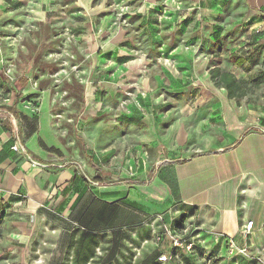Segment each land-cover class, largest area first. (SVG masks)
Here are the masks:
<instances>
[{
  "label": "rangeland",
  "instance_id": "374dc122",
  "mask_svg": "<svg viewBox=\"0 0 264 264\" xmlns=\"http://www.w3.org/2000/svg\"><path fill=\"white\" fill-rule=\"evenodd\" d=\"M116 1L92 0L88 8H76L73 0H49L35 8L18 0H0V47H8L10 52L7 57L12 63L10 76H29L34 92L24 97L23 107L32 115L35 125L46 115L50 133L47 136L65 151L64 157L75 156L84 162L86 157L76 132L87 129L93 137L95 132L99 133V143L112 151L99 154L95 160L110 172V182L119 181L124 177L120 174L125 163L124 150L127 148L134 154L132 147L139 141L138 133L154 134L155 146L161 147L165 140L173 139L176 131H181L187 135L184 141L187 148L211 150L224 146L235 125L261 122L264 20L260 13L242 9L241 3L234 0L223 11L219 9L215 21L196 26L192 19L205 16L193 11L184 0L182 3L187 7L183 13L166 6L167 0H157L144 14L151 17L146 23L136 0H126L132 3L127 24L111 27ZM165 7L167 11L163 12ZM189 12L193 16L184 24ZM148 23L155 27L154 35L161 42L156 47L153 42L157 38H153V28ZM164 26L174 29L171 33L179 29L180 39L175 41L178 36L174 37L170 29L160 33ZM174 42L177 43L173 45ZM256 44L263 46L258 52H251L255 61L250 73L263 75L259 83L235 65L231 57L240 48L250 51ZM161 51L178 68L174 67L176 64H166ZM4 65L0 76L7 82L0 88V97L4 92L15 93ZM214 67L233 72L241 81L243 93L230 98L223 87L214 85L210 79ZM136 100L141 102L140 106ZM28 131L29 124L24 120L21 133L25 137ZM18 136L22 138L21 134ZM127 177L135 178L134 174ZM51 228L46 223L39 237H31L26 244L15 247L4 243L3 234L0 255L4 258L0 264H34L33 250L37 246L44 252L42 264H67L65 258L62 262L55 258L58 246ZM41 240L46 241V246L38 245ZM69 242L63 251L66 255ZM163 245L170 246V241L165 238ZM248 257L250 263L238 259L236 264H264V252ZM231 260L220 264H235L236 259L233 257L232 263Z\"/></svg>",
  "mask_w": 264,
  "mask_h": 264
},
{
  "label": "crops",
  "instance_id": "0c3cea01",
  "mask_svg": "<svg viewBox=\"0 0 264 264\" xmlns=\"http://www.w3.org/2000/svg\"><path fill=\"white\" fill-rule=\"evenodd\" d=\"M19 1L39 8L49 0ZM227 1L234 0H184L205 17L218 13ZM239 1L244 4H241L242 9L248 8L264 17V0ZM73 2L76 8L92 5V0ZM156 2L135 1L142 19ZM9 54L8 47H0V72ZM23 77L26 80H21L20 85L14 84L15 93L4 92L0 97V199L4 201L19 197V194L26 199L19 207L23 217L6 221L1 226L4 243L13 247L26 244L31 237H39L42 226L47 223L55 230L57 260L64 259L63 251L69 240V255L75 256L76 263H84L95 246L101 255L102 250L105 251L101 257L94 252L93 257L99 259L97 264H106L113 262L121 251H126L133 241V231L139 238L150 235L147 218L159 215L169 224L183 215V227L179 232L186 241H193L194 248L182 254L197 257L199 264H209L214 258L218 261L213 264L229 258L232 263L233 257L235 264L238 259L249 262L248 255L264 246V122L250 124L256 126L252 129L247 128L249 125H235L224 146L211 150L187 148L184 146L187 135L181 131H176L173 139L165 140L161 147L155 146L154 134L138 133L139 141L132 147L134 154L127 148L124 150L125 163L120 173L124 177L110 182V172L95 160L99 154L103 156L112 151L111 147L104 148V144L99 143V133L95 132L93 137L87 129L76 132L80 145L78 136L83 139L84 162L75 156L64 157L65 151L50 136L48 138L45 114L35 125V131L23 136V121L33 122L23 101L27 94L34 92L29 76L24 74ZM6 82L0 76V88ZM9 106L19 115L28 116L22 118L19 129ZM14 143L23 145L25 152L13 150ZM178 158L186 160L172 162ZM129 164L133 165L132 173L128 172ZM132 174L134 179L127 177ZM247 220L253 221L252 229L242 234L240 225ZM231 246L243 248L245 252L229 253ZM147 247L154 246L149 243ZM162 248L168 249L169 245Z\"/></svg>",
  "mask_w": 264,
  "mask_h": 264
},
{
  "label": "trees",
  "instance_id": "16d2710c",
  "mask_svg": "<svg viewBox=\"0 0 264 264\" xmlns=\"http://www.w3.org/2000/svg\"><path fill=\"white\" fill-rule=\"evenodd\" d=\"M19 1V0H18ZM230 1H227L223 4V7L222 8V11L227 8V6H231L229 4ZM236 2L239 4H243L242 2H240L239 0H236ZM186 4V3H185ZM185 4L183 3V7H187L185 6ZM226 4V6L224 7V5ZM240 4V5H241ZM244 5V4H243ZM239 5H237L238 7ZM159 11L161 10V7L158 9ZM245 10H248L250 12H253L251 10H249L248 8H246ZM194 11V9H193ZM190 15L187 16L186 20L184 21V24L187 23L188 21H190V18L193 16L191 15L192 13L189 12ZM218 14H220V11L218 13H216L215 15H213L212 17H202V19H195L194 18L192 19V21H194V25L196 26H199L201 23H203L204 21H215V17L219 16ZM150 15H145V18L143 19L144 22L147 23V20H149V17ZM191 16V17H190ZM262 16V19L264 18L263 15ZM150 25H152L151 23H148ZM195 26V27H196ZM153 29H152V33H153V38H157L153 43H154V47L157 46V44L159 45L161 42L159 41V37H156L154 35V31L156 30L155 27L152 25L151 26ZM167 29H170V33L172 30V28H169V26H164L162 29H160V33L162 32V30H167ZM158 30V28H157ZM215 30V29H214ZM180 30L177 29V31H173L171 34L175 37V36H178L175 38V41H178L180 39ZM214 32V31H213ZM216 32V30H215ZM161 35V34H160ZM169 35V33L167 34V36ZM163 37L165 35H162ZM161 36V38H162ZM160 38V39H161ZM166 38V37H165ZM211 38H213V36H211ZM165 43V42H164ZM177 43V42H176ZM175 42L173 43V45L176 44ZM263 46V44H256L254 45L250 51L249 50H244L243 48H240L238 51L232 53L231 57H232V60H233V63L239 67H242V69L248 73H250L251 71V66L253 64V62L255 61V59L253 58V53H251L252 51L254 52H258L260 50V48ZM252 76H254V82L255 83H259L262 81V78H263V75H261V73H258L256 75L250 73ZM22 79H18L17 77L14 79L13 83L18 86L20 85V82L21 80L24 81L26 80V77H21ZM210 79L211 81L214 83V85L218 86V87H223L226 91V94L228 97L230 98H236L238 96H240L242 93H243V86L241 84V81L239 78L236 77V75L229 71V70H223V69H220L219 67H214L210 70ZM11 110H9L11 112V114L14 116L16 122H17V129H19L18 127L21 126V123H22V118L24 119H27V115L26 114H22L20 113V115L18 114V111L15 110L12 106L10 107H7ZM262 122H264V118L261 119ZM248 129H252V128H256L255 125H249V127H247ZM36 129V126H35V123L32 122L29 124V133L28 134H31L32 132H34ZM243 133H241L238 138L236 139V141L239 140V138L242 136ZM78 139L82 142L81 144V148L84 149V143H83V139L81 137L78 136ZM196 154L194 153L193 156H195ZM186 159L185 158H178V159H174L172 160V162H183L185 161ZM155 172V171H153ZM21 197H11L10 199H7V200H1L0 199V236L2 237L3 236V232L1 230V226L6 222V221H9L11 219H19V218H22L23 215L19 212H15L13 211L12 207H13V204L20 200ZM152 217L150 218H147L146 221L149 222V220L151 219ZM183 221H184V216H180L178 219L177 217L175 219L172 220L171 223H169L168 225L171 226L172 228H174L176 231L179 232V229L181 227H183ZM53 228V227H52ZM149 229V227H148ZM84 231H86L85 229H83V233ZM150 231V229H149ZM134 232V231H133ZM136 232V231H135ZM137 233V232H136ZM150 233V232H149ZM151 237V234L148 236V237H141L139 239H142V238H150ZM133 241H131L130 243H135V244H139V240H136L134 237H132ZM184 241L186 243H191V246L189 249H186L185 247L183 248H172L171 246H169L168 249H162L161 245L162 243L158 246V247H153L151 249H149L148 247H146L145 249L142 250V252L140 253V255L134 260L132 261V255H133V251L131 250V247L128 246V248L126 249V251H121L120 252V255L118 256H115L114 257V261L113 262H110V263H106V264H161L157 258L159 256V254L163 253V252H166V253H171V259H169L165 264H171V263H176V262H179V264H198L196 262V259L197 257H191V256H185L182 254L183 251H190L194 248V244H193V241H186L185 237H183ZM38 242V241H36ZM95 246L93 247V254L90 255L87 260L82 263V264H87V262H89V264H97L99 262V259H95L93 256H94V252H95ZM69 252V251H68ZM174 253H177V257L175 258L174 257ZM70 253H68L67 255H65V260H67V264H78L76 263L75 261V256L72 255H69ZM69 256H71V260L69 259ZM102 255H100L99 257H101ZM3 255H0V259H3ZM91 259V260H90ZM90 260V261H89ZM218 260L216 258L212 259L211 260V263L209 264H213L215 262H217ZM71 262V263H70ZM177 264V263H176Z\"/></svg>",
  "mask_w": 264,
  "mask_h": 264
},
{
  "label": "built area",
  "instance_id": "2783aa9c",
  "mask_svg": "<svg viewBox=\"0 0 264 264\" xmlns=\"http://www.w3.org/2000/svg\"><path fill=\"white\" fill-rule=\"evenodd\" d=\"M166 1V0H165ZM171 6L176 12H182L184 11V7H183V3L182 0H167L166 1V6ZM167 11V7L163 8V12ZM132 14V3H130V1H126V0H118L115 3H113V21L111 22V27H121L127 24V18H129V16ZM165 16V15H164ZM168 18V16H165ZM161 58L163 59L164 62H167L166 64H171V65H175L176 62H173V60L167 56H164V52L161 51ZM175 68H178V65L176 64V66H174ZM12 69V63L10 61L5 62L4 65V72L6 73L7 77L12 81H14L15 77H11L10 76V72ZM142 96V95H141ZM144 97V96H142ZM141 102L136 100V105L140 106ZM12 119V117H11ZM11 148L15 151H19L21 153L25 152V147L19 143H14ZM33 163L38 164V161L32 160ZM128 172L132 173L133 170V165L129 164L128 165ZM21 197L20 200L16 201L13 204V211L15 212H20L19 211V207L21 205L24 204L25 202V198L23 195H20ZM178 212V211H177ZM146 225L149 227L150 229V234L151 237L150 238H142L139 239L137 236V233L134 231L132 232V236L136 239L139 240V244H135V243H129V246L131 247V250L133 251V255H132V261H134L142 252L143 249H145L147 247V245L149 243H152L153 246L158 247L163 241L164 239H168L170 241V246L172 248L176 247V248H183L185 247L186 249H189L191 246V243H186L183 239V236L181 235L180 232L176 231L174 228H172L171 226L167 225L162 216L159 215H155L153 216L149 222L146 221ZM252 225H253V221L252 220H247L244 221L241 225H240V232L242 234H247L251 231L252 229ZM45 229H48V226H44ZM54 229L51 228L50 232L54 233ZM38 245H42V246H46V241L45 240H41L40 242H38ZM34 253L36 255L35 259H34V264H42L43 259L42 256L44 254V252L40 251V248L37 249L34 248ZM258 252H264V246L257 248ZM245 252L243 248H234L231 246V248L229 249V253H243ZM95 253L101 255V251L98 247L95 248ZM171 253H166L163 252L161 254H159L157 260L161 263V264H165L169 259H171ZM174 257H177V253H174ZM71 256H69V259L71 260ZM91 260V259H90ZM89 260V261H90ZM71 263V262H70ZM87 264H89V262H87Z\"/></svg>",
  "mask_w": 264,
  "mask_h": 264
}]
</instances>
